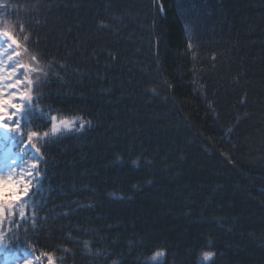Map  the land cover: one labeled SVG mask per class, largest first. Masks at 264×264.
Returning <instances> with one entry per match:
<instances>
[{"label":"trees","instance_id":"obj_1","mask_svg":"<svg viewBox=\"0 0 264 264\" xmlns=\"http://www.w3.org/2000/svg\"><path fill=\"white\" fill-rule=\"evenodd\" d=\"M6 4L55 61L40 106L91 122L42 149L19 234L59 264H264V0Z\"/></svg>","mask_w":264,"mask_h":264},{"label":"snow or ice","instance_id":"obj_2","mask_svg":"<svg viewBox=\"0 0 264 264\" xmlns=\"http://www.w3.org/2000/svg\"><path fill=\"white\" fill-rule=\"evenodd\" d=\"M154 3L162 12L159 0ZM7 7L0 3V9ZM17 29L20 33L25 31L23 24H6L0 28V254L17 248L23 254L17 257L19 264H43L45 259L47 264H56L52 252L35 255V246L21 239L19 229L29 223L35 228L38 213L44 206L46 170L42 165L47 161L42 149L73 130L82 131L91 122L54 114L52 109L40 106L42 87L55 61L30 52L27 46L30 37H18ZM26 55L28 62L23 60ZM47 125H50L47 130H39ZM83 243L87 250L88 242ZM215 255L213 251H203L201 264L212 261ZM164 256V250H156L146 264H164Z\"/></svg>","mask_w":264,"mask_h":264},{"label":"rangeland","instance_id":"obj_3","mask_svg":"<svg viewBox=\"0 0 264 264\" xmlns=\"http://www.w3.org/2000/svg\"><path fill=\"white\" fill-rule=\"evenodd\" d=\"M9 24L14 25V23L11 20L9 21ZM23 60L25 62H28L29 57L26 55L23 57ZM19 235L22 237V239H26L29 242V239L25 237V234L20 233ZM9 243H11V241ZM30 243L34 245L31 240ZM34 254L39 255L36 251ZM22 255L23 254L20 250H18L17 248H12L8 253L0 254V264H19L17 257H22ZM43 264H47L46 259L43 261ZM56 264H57V260H56Z\"/></svg>","mask_w":264,"mask_h":264}]
</instances>
